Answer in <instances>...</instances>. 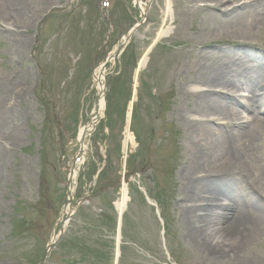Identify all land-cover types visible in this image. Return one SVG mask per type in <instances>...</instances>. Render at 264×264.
<instances>
[{
  "label": "rangeland",
  "instance_id": "1",
  "mask_svg": "<svg viewBox=\"0 0 264 264\" xmlns=\"http://www.w3.org/2000/svg\"><path fill=\"white\" fill-rule=\"evenodd\" d=\"M25 1L19 29L10 37L0 30V108L15 110L21 128L15 144L4 139L16 132L12 119L0 128V264H40L59 234L79 134L101 93V120L85 141L86 159L76 163L72 181L74 202L81 205L72 208L47 264H201L180 223L184 120L195 102L191 92L198 90L191 88L192 63L212 61L228 47L263 60L264 31L240 41L250 19L226 20L224 8H213L216 0H169L170 12L168 0H141L144 17L135 0H105V8L103 0ZM140 21L123 52L106 64L99 91L96 72ZM258 84L263 88L264 79ZM232 87L236 100L248 99L241 96L246 85ZM261 132L258 153L264 157V125ZM125 187L119 235L117 204ZM243 256L264 264V237L253 238Z\"/></svg>",
  "mask_w": 264,
  "mask_h": 264
},
{
  "label": "bare ground",
  "instance_id": "2",
  "mask_svg": "<svg viewBox=\"0 0 264 264\" xmlns=\"http://www.w3.org/2000/svg\"><path fill=\"white\" fill-rule=\"evenodd\" d=\"M135 1L145 11L141 0ZM216 1L213 8H224L226 20L250 19L238 35L240 41L250 42L253 31H264V0H245L235 8L230 7L241 0ZM0 8V30L10 37V32L19 29L21 18L27 13V3L0 0ZM205 8L210 10L211 7ZM164 34L167 32L159 36ZM221 50V56L212 61H204L202 57L192 63L191 88L198 90L191 92L195 102L189 111L190 117L184 120L187 153L179 172L183 182L180 223L185 241L200 256L201 264H259L243 253L253 238L264 237V157L258 153L264 125V87L260 88L258 81L264 79V59L257 60L252 53L241 50L237 53L238 48ZM240 57H245V62L238 61ZM147 62L145 57L140 68ZM102 79L99 68L95 75L99 91ZM234 85H246L247 94L241 95L248 98L245 102L233 97ZM103 110L104 101L100 97L94 114L101 115ZM14 111L0 108V128L7 126L10 118L16 129L12 138L8 134L4 137L7 143L13 144L18 143L21 136V128L15 126L18 119ZM131 122L132 107L128 113L127 133ZM94 127H83L79 140L85 134L88 136ZM1 138L3 140L0 133ZM1 142L0 159L4 155ZM80 145L86 152V143L80 142ZM221 199L228 203L222 204ZM127 202L125 187L123 198L117 204L120 216ZM66 213H71V207L66 208Z\"/></svg>",
  "mask_w": 264,
  "mask_h": 264
},
{
  "label": "water",
  "instance_id": "3",
  "mask_svg": "<svg viewBox=\"0 0 264 264\" xmlns=\"http://www.w3.org/2000/svg\"><path fill=\"white\" fill-rule=\"evenodd\" d=\"M142 23V22H141ZM140 23V24H141ZM138 26H136L135 28H133L131 31L126 33V42H128L131 38V34L134 33L137 30ZM125 44H120L119 48L117 49V51L115 52V54H113V56H110L108 58L107 61L112 60L115 56H117L122 49L124 48ZM104 69V67H103ZM95 119L97 118V116L94 117ZM99 119V118H98ZM91 124V122H90ZM86 135L82 136V141L85 139ZM81 154H83V151H81ZM71 179H68L67 182V191H68V204H70L71 206H74L75 208H77L79 206L80 203H73V197H72V193H71ZM73 216V214H69L68 216H66L65 218H63V220L60 223V234L57 236L55 235L53 240L51 241V243L47 246L46 252H45V256L42 260V262L40 264H47V260L51 254V252L55 249L56 245L59 243V241L62 239L64 232H65V225H66V221L71 218Z\"/></svg>",
  "mask_w": 264,
  "mask_h": 264
}]
</instances>
